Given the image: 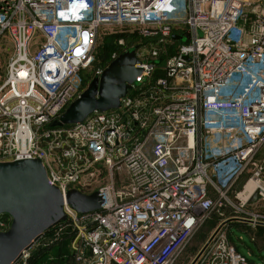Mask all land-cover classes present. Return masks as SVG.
Returning <instances> with one entry per match:
<instances>
[{"label": "built area", "instance_id": "1", "mask_svg": "<svg viewBox=\"0 0 264 264\" xmlns=\"http://www.w3.org/2000/svg\"><path fill=\"white\" fill-rule=\"evenodd\" d=\"M103 29L134 37H119L111 58L134 47L138 84L118 108L54 126L87 72L104 70L95 65ZM263 149L264 0H0V162L40 158L64 198L107 172L99 209L79 213L65 200L66 219L12 264L67 237L73 264H171L245 173L240 205L256 192L264 200ZM121 169L130 181L115 186ZM251 217L241 219L264 225L263 210ZM11 222L1 214L0 231ZM249 260L220 230L195 264Z\"/></svg>", "mask_w": 264, "mask_h": 264}, {"label": "water", "instance_id": "2", "mask_svg": "<svg viewBox=\"0 0 264 264\" xmlns=\"http://www.w3.org/2000/svg\"><path fill=\"white\" fill-rule=\"evenodd\" d=\"M173 38L182 36L173 35ZM141 61L135 48L125 50L112 60L87 84L81 95L73 100L54 126L84 121L95 111L118 108L137 77L142 73ZM258 192L251 198L256 201ZM77 212L87 213L101 206L98 191L90 194L77 188L70 189L65 198L60 189L50 183L40 158L0 162V215L12 218L9 229L0 231V264H12L43 232L66 219L64 202ZM240 217L223 220L202 246L190 264H195L217 233L229 222ZM247 264H264L249 260Z\"/></svg>", "mask_w": 264, "mask_h": 264}, {"label": "rangeland", "instance_id": "3", "mask_svg": "<svg viewBox=\"0 0 264 264\" xmlns=\"http://www.w3.org/2000/svg\"><path fill=\"white\" fill-rule=\"evenodd\" d=\"M180 17L184 16L180 15ZM180 26H183V24ZM108 32L111 31L108 29L101 30V46L104 45L105 37ZM6 63L7 59H4L3 64L5 65ZM91 79L92 78L88 79L87 84ZM105 173H107L106 170L102 172L99 171L95 181L91 185L80 186L77 189L87 194L94 192L107 179ZM248 177L249 175L245 173L236 181L230 190L216 196L215 206L205 216L196 232L182 245L174 256L171 264H190L223 220L230 217L251 219L252 213L261 210L264 211V200L262 199L254 202L249 201L243 207L240 205L241 201L238 199L237 195ZM113 181L115 186H121L122 184H128L130 179L127 172L121 169L118 171L114 170ZM235 221L236 222L231 226L226 224L221 230L226 233L231 242L234 238L240 251L246 254L250 260H255L259 263L260 261H264V226L262 227V224L253 225L249 220L236 219ZM240 236H242V238H240ZM251 238H254V240H251ZM67 241H69V243L66 244L62 250L65 260L63 264H73V260L77 254L71 246L70 237H67Z\"/></svg>", "mask_w": 264, "mask_h": 264}, {"label": "trees", "instance_id": "4", "mask_svg": "<svg viewBox=\"0 0 264 264\" xmlns=\"http://www.w3.org/2000/svg\"><path fill=\"white\" fill-rule=\"evenodd\" d=\"M123 36L126 38V41L128 44L133 43L134 37H132L129 34H126L123 32H110V33H107V35L105 37L106 39H105L104 45L101 46L100 45L101 36H99L98 41H97V45H96V51H95V65H101L102 67H106L112 61L111 55H112V52L117 47L116 41L119 37H123ZM139 39L141 41L146 40L145 38H141V37ZM163 61H164V56H162V58L160 59L159 64H162ZM161 74H162V71L160 69H157L154 72L153 77L155 78ZM89 78H93V76H91V74L87 72L86 77H85L86 83H87ZM263 153H264V149H263V151H261L260 154H263ZM3 215L5 217H10V215L6 214V213ZM235 222H236L235 220L231 221L227 225L231 226ZM259 225H261V224H259ZM263 226L264 225H262V227ZM251 240H254V238H251ZM68 242L69 241H67V239H66V240L58 243L56 246H51L50 250L49 249H42V248L39 249L34 254L33 258L30 261V264H39L40 262L49 261V256L53 257V259H54L53 262H55L56 264H61L63 262L62 258H64L63 254H62L63 253L62 249L66 244H68ZM232 242L236 244L234 238H233ZM237 247L239 249L238 245H237ZM60 251H61V253H60Z\"/></svg>", "mask_w": 264, "mask_h": 264}, {"label": "bare ground", "instance_id": "5", "mask_svg": "<svg viewBox=\"0 0 264 264\" xmlns=\"http://www.w3.org/2000/svg\"><path fill=\"white\" fill-rule=\"evenodd\" d=\"M257 187V184H255L253 181H250L247 185H246V189L244 193H241L239 196L245 200L250 193H252Z\"/></svg>", "mask_w": 264, "mask_h": 264}, {"label": "crops", "instance_id": "6", "mask_svg": "<svg viewBox=\"0 0 264 264\" xmlns=\"http://www.w3.org/2000/svg\"><path fill=\"white\" fill-rule=\"evenodd\" d=\"M69 243V242H68ZM69 247V246H68ZM63 250V249H62ZM61 253V251H60ZM64 257V256H63ZM63 262L65 261L64 258H62ZM63 262L61 264H63ZM263 261H260V263H262ZM259 263V262H258Z\"/></svg>", "mask_w": 264, "mask_h": 264}]
</instances>
